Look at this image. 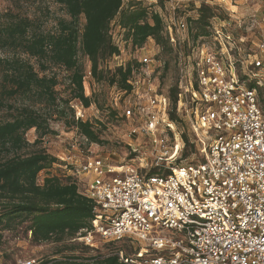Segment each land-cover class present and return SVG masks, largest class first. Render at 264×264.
<instances>
[{"label":"built area","instance_id":"obj_1","mask_svg":"<svg viewBox=\"0 0 264 264\" xmlns=\"http://www.w3.org/2000/svg\"><path fill=\"white\" fill-rule=\"evenodd\" d=\"M177 10L173 5V15L164 25L169 45L178 52L175 110L185 116L194 133L199 161L172 164L166 174L150 175L132 165L120 169L102 157H84L80 149L79 159L68 156L63 161L64 170L93 204L91 230L86 233L106 242L127 240L139 245L134 259L120 257L123 264H264V113L256 89L244 88V81L238 78V60L233 54L242 50L233 34L225 31V24L213 18L209 36L191 43L186 22L176 19ZM234 24L255 35L252 45L257 54H264V20L260 24L252 16ZM206 39L212 41L214 53L199 43ZM120 42H113L118 49L115 59L121 55ZM189 42L195 86L179 51ZM251 58L248 77L255 78L264 63L257 55ZM152 62L143 58L138 65L149 67ZM124 66L119 63L118 68ZM89 69L84 72V88L92 78ZM138 69L127 81L129 89L116 95L130 93L122 102V116L136 119L131 134L141 131L152 145L164 149L166 140L157 136L170 131L177 141L180 135L169 121L171 99L149 90L143 101L138 84L154 70L144 72L145 78H133ZM73 116L82 122V112L76 110ZM177 152L174 145L173 153L164 160L159 156L155 165L174 162ZM18 264L37 263L26 260Z\"/></svg>","mask_w":264,"mask_h":264},{"label":"trees","instance_id":"obj_2","mask_svg":"<svg viewBox=\"0 0 264 264\" xmlns=\"http://www.w3.org/2000/svg\"><path fill=\"white\" fill-rule=\"evenodd\" d=\"M125 1L53 0L69 18V21L57 20L54 32H42L34 21L19 14L7 12L0 16V53L4 55L0 56V233L12 230L16 223L29 222L27 231L32 241L45 243L71 240L91 230L93 204L81 195L77 182L70 177L62 181L47 176L42 185H38V174L49 171L57 161L44 150L28 154H23L22 150L29 146L25 139L28 131H35L36 144L54 134L49 125L54 115H58V119L65 117L57 103V77L40 73L52 67L69 73L67 107L74 100L84 108L94 102L92 97L84 94V72L80 70L78 55L88 59L93 80H105L100 66L118 54L109 31L112 21L116 20L115 25L123 31L132 49H141L148 39H152L162 50L172 52L160 14L149 11L140 1L128 2L122 10ZM165 1L157 0V7L163 10ZM194 10L196 17L185 21L191 43L209 36L210 21L220 19L218 8L205 3ZM81 18L84 24L80 29ZM29 59L36 60L39 72ZM137 67V62L132 61L116 68L108 78V84L119 90L129 89L127 81ZM175 101L174 96L173 104ZM169 118L175 121L173 112ZM66 124L77 129L88 142L99 143L91 124L75 121L72 111ZM43 264L123 263L117 257H109L88 263H78L70 258L53 259Z\"/></svg>","mask_w":264,"mask_h":264},{"label":"rangeland","instance_id":"obj_3","mask_svg":"<svg viewBox=\"0 0 264 264\" xmlns=\"http://www.w3.org/2000/svg\"><path fill=\"white\" fill-rule=\"evenodd\" d=\"M140 1L149 11L158 12L162 18L163 24L167 25L170 21L173 5L179 10L176 19L186 21L188 18H195V8L201 3L218 8L217 14L220 16L219 21L225 24V31L230 32L235 37L241 47L239 53L233 54L238 60L235 63L236 73L240 81L243 82L244 88L254 86L257 92L259 105L264 113V68L259 70V76L252 78L248 77L250 71L251 57L257 55L264 63V54H257L252 43L255 41V35L236 28L234 21H248V18L254 16L261 24L264 20V0H167L164 3V9L157 7V0H126L123 3L122 10L126 8L128 2ZM7 12L19 14L21 17H26L36 23L42 32H54L56 22L59 19L69 21L68 16L63 9L55 4L53 0H0V16ZM116 21V20H115ZM115 21L110 24V36L112 42H120L121 55L115 59L111 57L101 64L100 69L104 72L105 80L95 81L91 78L84 83V94L93 98V103L84 108L79 105V101L74 100L71 109L73 115L76 110L82 112V122H88L92 126V130L98 136L99 143H90L83 138L73 126H69L66 122L70 121L71 111L68 109L65 101L69 99V73L57 67H52L44 73L47 76L55 74L58 80V85L55 88L57 94V103L59 109L65 112V117L54 115L49 120L50 128L53 130V135H48L42 138L41 142L34 144L37 139L34 130H30L25 134V139L29 144L28 147L22 150L23 154L32 153L37 150H44L49 156L54 158L55 163L49 171L39 173L37 179L42 185L45 177L55 176L62 181L68 177L63 161L72 156L76 159L80 158L79 151L83 150V156H99L106 160L110 166L123 169L126 166L132 165L138 168L142 174H166L172 164L183 166L190 163H197L199 157L195 144V136L190 126L188 125L184 115L177 113L175 104L172 102L178 91L179 73L177 66V50L171 46L172 52L167 49H161L152 39H148L141 49H132L130 44L124 38L123 31L115 25ZM84 24L83 18L79 21V28ZM124 42V43H123ZM215 52L214 45L210 39H206L203 43ZM198 44V45H200ZM196 46V45H194ZM184 47V48H183ZM192 47L189 42L188 47L181 45L179 49L182 57H185L184 64L187 70L191 73L193 86L197 85L195 72L192 70L194 57H192ZM0 56H4L0 53ZM250 56V58H249ZM189 57V58H188ZM143 58L152 60L148 66L138 65L139 69L135 71L133 78H145L149 70H154V74L138 84L139 94H143V101L149 96V90H155L158 94H164L170 97L169 116L174 113L175 121H171L174 126L173 130L179 133L177 141L174 140L173 134L166 131L163 125L160 129H164L165 133L157 136L166 140L165 148L155 147L147 135L143 132L131 134V130L136 129L137 123L135 118L124 119L123 101L127 100L128 95L119 94V88L110 86L108 78L118 68L119 63L127 65L134 61L137 64ZM35 70L39 72L35 59H29ZM164 66L162 67V63ZM78 63L81 72H86L90 68L88 59L81 54L78 55ZM160 66V67H158ZM90 70V69H89ZM150 72V71H149ZM259 83V84H257ZM174 93V95H173ZM176 99V96H175ZM58 109V110H59ZM113 113V116L110 114ZM2 113H0L1 116ZM168 116V117H169ZM67 120V121H66ZM174 145L178 146V152L175 161L159 162L156 166V158L159 156L167 159L172 153ZM77 147V148H76ZM164 151H167L166 155ZM83 157V158H84ZM29 222L16 223L12 230H4L0 233V264H18L19 261L34 260L37 264H43L53 259H72L78 263H88L93 259H105L109 257H117L119 262L120 257L123 259H134L135 254L139 250V245L127 240L120 242H106L94 233H85L76 235L71 240L62 242H54L53 240L45 243H35L32 241L30 232L27 231Z\"/></svg>","mask_w":264,"mask_h":264}]
</instances>
